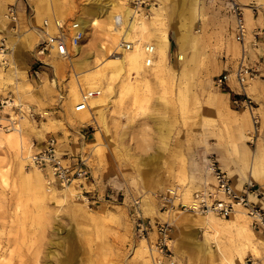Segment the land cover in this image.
I'll return each mask as SVG.
<instances>
[{
  "label": "rangeland",
  "instance_id": "374dc122",
  "mask_svg": "<svg viewBox=\"0 0 264 264\" xmlns=\"http://www.w3.org/2000/svg\"><path fill=\"white\" fill-rule=\"evenodd\" d=\"M14 1L0 0L1 13ZM85 1L26 0L28 25L23 17L11 21L3 16L4 22H0L4 28L0 37L5 36L10 46L5 55L9 64L0 65V99L5 95L13 98L11 104H0V259L7 264H152L149 239L136 234L130 212L131 201L138 196L142 218L169 225V244L182 264H235L245 257H250L252 264H264V233L250 225L242 208L224 217L183 209L178 203L189 202L194 190L213 181L206 167L208 158L223 168V162L235 163L243 170L244 183L251 180L264 185V175L246 176L252 166L264 174V151L256 147L261 141L248 140L251 114L232 105L215 83L222 37L207 33L205 24L229 12L224 1L156 0L152 18L143 17L145 26L129 33L123 26L125 37L139 38L140 43L131 49L118 47L117 51L120 29L113 15L122 14V5L128 0H93L104 13L87 27L80 52L76 49L70 56L50 58L55 68L49 73L55 76L54 84L47 79L34 80L30 71L27 76L16 58L18 42L34 33L33 47L43 37L39 25L44 17L56 13L76 18L84 14ZM236 1L244 7L245 40L255 42L258 37L254 38V33L264 32V26L249 28L245 6L257 16L259 5ZM170 27L175 29L176 38L180 34L186 42L179 48L176 39L183 65L197 34L195 63L192 49L186 66L179 61L166 63L164 31L168 41L170 34L171 48L176 50L175 31ZM143 42L155 44L158 58L151 69L144 65ZM58 62L61 65L57 66ZM46 66L49 64L43 67L47 71ZM257 72L244 89L264 121V97L250 91L260 82L258 87L264 93V74L258 68ZM231 77L235 83L231 90L236 94L242 89L234 71ZM94 87L100 92L88 99L86 108L76 111L81 93ZM16 103H21L23 116L14 128L6 129L3 125L9 114L18 112L12 105ZM50 134L57 137L61 150L85 158L91 191L109 189L118 193V200L94 201L91 191L88 199L83 198L74 183L62 186L45 170L29 165L28 155ZM161 151L179 161L174 174L166 171V163L160 167ZM173 186H177L178 195L171 207H165L158 194ZM233 216L232 225L220 229L208 223V218L223 222ZM152 234L156 236V231ZM207 244L215 252L205 253L202 249ZM144 248L149 263L143 256Z\"/></svg>",
  "mask_w": 264,
  "mask_h": 264
},
{
  "label": "built area",
  "instance_id": "2783aa9c",
  "mask_svg": "<svg viewBox=\"0 0 264 264\" xmlns=\"http://www.w3.org/2000/svg\"><path fill=\"white\" fill-rule=\"evenodd\" d=\"M225 7L235 17V37L240 42L245 40L246 24L244 18V7L236 0H223ZM128 6L131 13L128 19L140 17H151L152 7L156 4V0H128ZM4 17L11 21H16L18 12L16 2L8 3ZM115 26L120 30V41L115 45L116 50L120 51L118 47L131 49L139 42V38H126L125 29L128 26L123 21V16L117 12L113 18ZM126 25V26H125ZM125 29H124V27ZM40 30L43 37L37 42L35 46L36 61L33 65V70L36 75L46 71L43 67L47 62L43 56H70L75 53V46L81 44L86 35V28L79 20L74 17L68 19L55 17L50 19L44 17L40 25ZM257 31L254 33V38L257 37ZM145 46L144 65L149 67L155 60V44L143 42ZM9 45L5 36L0 37V65L9 64L8 54ZM230 72L222 73L215 79L217 86H223L229 79ZM235 78L241 86L240 91L232 97V102L235 107H243L248 109L252 118V128L248 133V140L251 143L257 141L264 142V121L261 120L260 114L257 112V106L253 100L246 93L244 89L245 84L258 75L257 67L248 62L241 61L234 71ZM100 92V88H88L81 93V97L76 103L75 109L82 110L87 107L88 99ZM13 103L11 96H6L0 99V104ZM17 106V113L15 116L9 114L8 122L3 126L6 129L14 128L17 124V119L23 116L21 103L12 104ZM32 114L31 110H27ZM29 165L37 166L51 174L52 181L65 186L75 184L79 188V192L83 198L88 199L90 190V171L85 162V158L79 155L65 156L60 148L58 139L55 135H49L44 144L34 149L28 155ZM206 167L212 176V182L203 185L201 188L193 191L189 202L179 200L180 206L183 209H191L201 214H216L219 216H230L238 208H242L244 213L248 216L250 225L264 233V204L255 202L251 196L264 197V185L256 184L251 180H247L240 189L235 188L231 176L228 171L224 169L215 159L208 158ZM159 198L162 205L171 207L173 198L177 197V186L166 187L165 190L159 192ZM112 199L111 197H109ZM117 199V197L115 198ZM114 199V200H115ZM140 197L132 199L130 204V212L133 216L135 232L137 235L144 238L150 236L151 231H156V237L149 239L148 248L151 255L152 264H182L177 255L172 250L169 240L170 227L164 222H152L150 219L146 220L140 216ZM235 264H252L250 257H245L244 260Z\"/></svg>",
  "mask_w": 264,
  "mask_h": 264
},
{
  "label": "crops",
  "instance_id": "0c3cea01",
  "mask_svg": "<svg viewBox=\"0 0 264 264\" xmlns=\"http://www.w3.org/2000/svg\"><path fill=\"white\" fill-rule=\"evenodd\" d=\"M25 1L26 0H17L16 8H17V12H18V17L19 18L23 17L24 20H26L25 24L28 25V21H27L28 19H27L26 12H25L26 11ZM170 1H172V0H169L168 3ZM243 1L254 2V3L259 5L257 16H255L254 12L250 11V9H251L250 6H248V5L245 6V17H246V21H247L249 28L252 29V28L264 26V0H243ZM1 10H2V5L0 4V22L3 23L4 22L3 20L5 18L3 17L4 15H2V14H4V12L2 11V13H1ZM200 11H202L201 4H200ZM200 16H201V14H200ZM55 17L64 18V19L70 18L69 16H67V17H60L59 15L57 16L56 13L49 16L48 18L53 19ZM174 18L178 21V19L180 17L176 13L174 15ZM198 19H199V17H198ZM198 19L192 26L193 31H195L194 26L196 24L198 26V22H199ZM200 24H201V22H200ZM40 25H39V28H40ZM170 28L174 29L173 27H170ZM205 28H206L205 30L207 31V33L212 32L214 34H218V36L220 34L222 37V39H221L222 45L219 46L222 56H220V60H219L220 69L218 70L217 76H219L222 73H226V72H230L232 74V71L236 70V68L238 67V65L240 64L241 61H244V62L251 61V62L255 63L258 70H259V73L264 74V32H261L258 34V36H257L258 39H256L257 41H255V42L252 41V39H248V40H244L243 42H240L235 37V30H234V28H235V17L230 11L224 13V17H222V18H219V16L215 17L213 19L212 23L205 24ZM1 30L3 31L4 28H0V31ZM174 31H175V29H174ZM86 33H87V28H86ZM168 33H169V28H168ZM33 37H34V33L29 34V36L26 38L25 41H19L18 42V44L16 46L17 47L16 58L18 59V62L24 66L23 70L26 72L27 76L29 75V71H30L31 72L30 74L32 75L34 80L38 79V80L42 81L44 79H47L50 84H52L51 82H53V84H54L55 76L54 75L50 76V74H49L51 72H54V69H55L54 66L50 62V58L52 56H43V59L49 64L48 67L46 66V68H48L49 71L47 70V71L41 72L39 75H36L34 73L33 65H34V62L36 61L35 57L37 56V54L33 50L35 49V46L37 43L34 44L33 47L31 46L32 41H33ZM170 38L171 37L169 34V41H168V35H167V40L165 42V48H166V51L168 53V58H167V62H166L167 64L168 63L169 64H175L179 61L180 65L186 66L189 62V50L190 49H192L191 60L193 61V63L196 62L197 57L195 55L196 54L195 53V45H196L195 43H196L197 34H196V38H195L193 44L189 45L187 48V56H186L187 62L185 65H183L181 63V60L179 59L180 52L178 51V42L176 40L177 39L176 38V31H175V36H174L175 42H176L175 52L171 48V39ZM218 42H220V41H218ZM29 47H31V49ZM157 58H158V55L156 54V51H155V60L154 61H156ZM154 63L155 62H153V64L151 66L147 67L146 69H151V67L154 65ZM231 74L229 76L228 81L223 86H217V87L221 90L220 92L222 94L227 95V97L230 100V103H232V105H234L232 102V97L234 95L233 94L234 92L231 89L235 83H234V79L231 77ZM259 85H260V82H257L251 88L250 91L256 97L262 98V97H264V93H262L260 91V89L258 87ZM222 90H224V91H222ZM76 111H79V110H76ZM94 133L95 132H93V134ZM50 135H53V134H50ZM81 135L84 136V133L81 132ZM45 139L43 140V144H44ZM257 146H261L262 151H264V142H261L259 145H256V147ZM59 148H60V145H59ZM61 152L65 156H70V155L75 154L74 152H70L69 150H61ZM159 160H160V167L162 169L166 163L165 167L168 169V170L166 169L167 172H170V174H174L175 172H177V169H178L180 163L175 158H172V155H170L169 152L161 151ZM173 160H175V161H173ZM223 163L225 165L224 168L227 169L228 171H230V175H231L233 185L235 186V188L240 189L244 184V182H243L244 181L243 180L244 174L242 173L243 170L240 169V167L237 166L235 163H228V162L227 163L223 162ZM256 174H257V176L264 175V174H262V172L256 171L252 166L250 168V173H248L246 176L251 177V175H252L253 177H255ZM260 184H262V183H260ZM90 196L94 198V201H103L104 200L105 202H108V201H113L116 197H117V199H115V200H118V193L114 192L112 190H109V189L101 191L100 188H92ZM109 197H111L112 199H110ZM251 198L255 202H258L260 204H264V197H262V196H254ZM217 222H219V221H217ZM154 237H156V236L154 234H152L149 236V239L150 240L154 239ZM204 247H206V245Z\"/></svg>",
  "mask_w": 264,
  "mask_h": 264
},
{
  "label": "bare ground",
  "instance_id": "6f19581e",
  "mask_svg": "<svg viewBox=\"0 0 264 264\" xmlns=\"http://www.w3.org/2000/svg\"><path fill=\"white\" fill-rule=\"evenodd\" d=\"M121 11H122V16H123V20H124V22H125V24H127L128 26H127V28H128V33L130 32V31H133L134 29H136L138 26H139V28L140 27H142V26H145L146 25V23H145V19L143 18V17H140V18H134L133 20H130V19H128V16H129V14L131 13V10H130V7L128 6V3H126L125 2V4L124 5H122V8H121ZM83 12H84V14H78V15H76V19L77 20H79L80 22H81V24L85 27V28H87V27H89V26H92V25H94V24H96L97 23V21H98V18H101V16H102V14L104 13V10L103 9H101L100 7L97 9V6L95 5V4H93V0H86L85 1V5H84V10H83ZM114 16V15H113ZM152 18V17H151ZM194 19V18H193ZM154 20L155 19H150L149 20V22H154ZM190 30V29H189ZM181 32V31H180ZM163 36H164V38H165V41H164V45H165V42H166V38H167V35H166V33H165V31H164V34H163ZM177 40H178V42H179V48H182L183 47V45H185V41H184V38H183V36L182 35H180V34H178L177 35ZM188 42V41H187ZM76 49H77V52H80L81 51V44H79V45H77V46H75V52H76ZM56 56V55H55ZM56 63V62H55ZM59 63V64H58ZM56 65L57 66H59V65H61L60 64V62H58ZM35 167H37V166H35ZM21 168L24 170V168H23V166H21ZM39 169V168H38ZM26 170V172L28 173V175H33V171L32 170H30V171H28L27 169H25ZM227 170V169H226ZM39 171V170H38ZM38 171H35V173L37 172L38 174H39V172ZM228 171V170H227ZM228 173H229V171H228ZM49 174V173H48ZM50 176H51V174H49ZM229 175H230V173H229ZM36 176V175H35ZM52 177V176H51ZM249 179H251V178H249ZM45 180V179H44ZM39 181V180H38ZM43 182V181H42ZM40 183V182H39ZM45 184V183H44ZM43 184V185H44ZM65 186H68L69 187V185H65ZM41 189H43V188H41ZM152 208V207H151ZM153 210V209H152ZM148 212H149V210H148ZM194 217H196V215L195 214H192ZM193 217V218H194ZM198 217V216H197ZM234 217L235 216H233V217H229V218H226V219H223V222H217V221H215V220H213V219H209L208 218V223H209V225L212 227V228H214V229H220V227H222V226H224V225H226V226H229V225H232V222H234ZM239 217H240V214H239ZM236 218H237V216H236ZM235 218V219H236ZM238 219V218H237ZM240 219V218H239ZM238 219V220H239ZM237 223V222H236ZM235 223V224H236ZM205 224V223H204ZM233 225H234V223H233ZM231 228V227H230ZM147 246V245H146ZM145 246V247H146ZM139 248V247H138ZM141 249V248H140ZM202 250H204V252L205 253H213V252H215V248H213L211 245H206V247H204V249H202ZM3 256V255H2ZM143 256L145 257V259L147 260V262H148V257H146V251H145V248H144V250H143ZM2 258V257H1ZM5 257L3 256V259H4ZM231 259V258H230ZM7 260V259H6ZM6 260H4V261H6ZM144 260V259H143ZM10 261V260H9ZM145 261V260H144ZM6 263V262H5ZM5 263H3V260H1L0 259V264H5ZM13 263H14V261H13ZM149 263V262H148ZM7 264V263H6ZM10 264V263H9ZM145 264V263H144Z\"/></svg>",
  "mask_w": 264,
  "mask_h": 264
}]
</instances>
